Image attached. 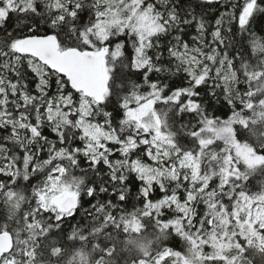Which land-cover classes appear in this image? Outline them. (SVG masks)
<instances>
[{
  "label": "snow or ice",
  "instance_id": "obj_1",
  "mask_svg": "<svg viewBox=\"0 0 264 264\" xmlns=\"http://www.w3.org/2000/svg\"><path fill=\"white\" fill-rule=\"evenodd\" d=\"M112 8L96 0H68L66 4L65 0H48L42 11L37 0H0V195L10 205L23 200L30 205L17 217L14 228L6 223L0 228V238L8 241L7 246H0V264H16L14 234L19 237L25 228H35L39 224L37 216L48 219L47 226L40 224L38 230L45 236L52 229L61 234L72 229L75 233L80 224L74 226L73 222L82 212L93 219L103 214L105 223L111 220L119 227L116 210L136 211L135 200L145 215L152 216L154 213L147 211V206L167 200L170 203L161 209L157 222L166 227L171 219L187 222L200 240H204L205 230L211 231L213 224L218 223L209 214V205L216 211L223 209L231 221L233 208L239 203L236 192L219 202L203 199L207 193L215 196L222 187L215 180L205 186L184 172L183 179L178 180L184 186L182 193L170 192L162 181L153 179L151 184L146 183L144 174H150L153 166L135 159L137 151L167 168L174 167L184 154L177 146L176 162H171L164 149L160 154L170 163L156 159V146L149 139L153 131L147 124L154 125L159 119H149L157 102L172 105L181 117L187 115L195 121L190 133L195 145L192 155L201 151L213 154L211 145L216 138L208 128L221 133L225 142L235 138L237 143L250 131L262 145L257 152L252 144H246L259 161L253 167H264V129L257 130L259 122L255 118L258 107L264 116V0H123L119 22L105 28L103 39L93 40L97 26L106 23L105 11ZM142 14L150 17L153 31L140 29L137 17ZM72 37L79 43L66 44ZM37 41H55L61 51H95L104 57L106 94L102 98L85 94L76 86L71 74L74 69L58 70L40 56L21 51V45ZM17 61L28 66L23 74L20 68L24 63ZM122 78L127 79V86ZM233 84L238 103L232 98ZM114 85L122 93L114 91ZM212 98H216L218 107L214 108ZM100 112L102 115H97ZM133 113L147 115L131 119ZM249 113L253 114L251 118ZM98 125L107 130L98 129ZM125 125L131 130L128 137L119 135ZM204 140L209 143L202 148ZM45 163L48 169L42 175L39 166ZM232 164L239 167L238 159ZM69 168L83 174L86 197L78 195L75 207L63 211L54 205L46 206L41 197L45 193L56 195L48 192L51 182L67 178ZM229 170L235 172L234 167ZM78 180L81 177L74 176L63 187L71 191L79 186ZM21 181L23 194L9 189V185H20ZM227 191L224 188L221 196ZM238 192L244 196L242 190ZM173 201L177 209L184 205L202 211L199 223L188 221L181 210L170 217ZM87 231H80L79 235L90 243ZM254 231L256 236L231 233L235 238L233 255L217 258L201 251V259L204 264H248L243 258L250 250L264 255V221L258 222ZM224 239L228 241L229 236ZM194 240L192 237L190 243ZM202 247L211 245H195L197 251ZM51 251L58 254L61 249L53 247ZM113 252L114 249H104V255ZM22 256L20 264H35L34 251L23 250ZM181 256L176 248L165 247L135 264H169L172 257L176 264H184L186 258L181 260Z\"/></svg>",
  "mask_w": 264,
  "mask_h": 264
},
{
  "label": "trees",
  "instance_id": "obj_2",
  "mask_svg": "<svg viewBox=\"0 0 264 264\" xmlns=\"http://www.w3.org/2000/svg\"><path fill=\"white\" fill-rule=\"evenodd\" d=\"M38 3L42 6L46 4L45 0H37ZM75 3V1H72ZM81 3H91L92 0H79ZM94 11V9H93ZM43 18V17H42ZM106 16V22L108 21ZM99 26V25H98ZM97 26V28H98ZM97 35L93 37L95 40ZM87 39V37H85ZM101 39V38H100ZM79 43L75 40V37L68 39L65 43ZM95 52V51H93ZM264 59V57H261ZM256 60V57H253V61ZM17 64L24 63V66L20 68L21 74L27 70L26 62L17 61ZM175 70L174 68L172 69ZM106 72V68H105ZM107 75V72H106ZM124 80L125 86H127V79ZM114 91L122 93V90L116 88L115 85ZM106 94V88L105 93ZM115 99V97H113ZM222 98V97H221ZM216 98H212L214 108L218 107L216 104ZM208 101L205 102V106ZM155 111L160 115L162 120V126L164 133L169 137L171 145L179 147L183 150L185 155H188L193 162H196L198 167V174L195 178L197 181L207 182V184L215 180L217 184H222L221 188L217 189L215 196L211 193L204 195L203 199L205 202H209L215 199L219 202L222 198L227 199L234 192L237 193V200L239 203L235 204L234 209H237L240 205V199L242 198L239 195L238 190H242L244 193L243 197H247L251 200L252 203L263 200L264 198V167L258 166L254 170L246 169L241 163L239 167H236L234 164L235 172L233 175L226 177L223 171L226 169V149L225 145L220 142H216L211 145V152H197L196 155H192L191 152L195 150V145L191 141V129L195 121L193 118L185 115L181 117L180 113L174 109V106L165 104L163 102H157L154 107ZM227 111V109H225ZM262 108L258 107L255 110V118L259 122L257 125V130L264 129V116L261 115ZM97 115H102V112L97 113ZM219 115V113H217ZM252 113H249V117H252ZM19 127V125H17ZM242 132L243 129H240ZM129 126H123V130L119 132L120 136L128 137L130 135ZM75 134V133H73ZM239 144L245 145L252 144L257 152L260 151L262 145L257 143L256 137L251 135V132H245L244 137L241 139ZM218 145V147H217ZM208 146V145H207ZM203 148L204 146L201 145ZM135 159H139L142 162H146L145 157L142 153L136 152ZM41 174H45L48 169V164H42L39 166ZM81 177V180H78V187H74L72 191L78 195H87L86 181L83 180V174L79 169H68L67 178H63V181L58 180L57 185L68 183L73 177ZM190 179L192 176L189 177ZM7 179L6 177L4 178ZM10 190H14L18 195L25 192L23 187V181L20 185H9ZM183 184L176 183L170 185V192L177 191L179 193L183 192ZM227 188L228 191L221 196L223 189ZM30 192V190H28ZM127 191V189H125ZM200 195L199 192L196 193ZM76 197V198H77ZM235 203V202H232ZM136 211L128 209L127 211L121 213L120 210H116L117 224L119 227L113 224L111 220H108L106 223L103 220V214H99L96 219L84 214L83 212L77 217V221L73 222L74 226L80 224V227L74 233L72 229H69L66 233H57L55 229H52L51 233L45 236L42 233H39L40 224L47 226L48 219L44 216H37L39 224L33 229L25 228L22 234L19 237H15V242L17 245V257L22 259L23 250H27L30 253L35 252V264H135V262L148 255H155L158 250H162L165 247H174L176 251L182 253L181 260L184 258L188 259L191 264H204V261L201 259L200 252L206 250L207 252L213 248L212 237L217 239V234H220L224 245V251L221 253L223 256L233 255V249L235 248V238L232 236V232H237L234 223L231 219L229 220L228 214L221 211H216L211 205L208 207L209 214L213 217L218 223L213 224L212 230H205L202 235L204 240H200L199 237H196V233L193 229L186 228L189 230L187 234L191 233V237L188 235L182 236L179 232L173 230L172 223L175 219L169 221V226L166 227L163 224L157 222V215L161 212L162 208H165V201H161L158 204L148 205L147 211L153 212L152 216L144 214V208H142L137 201H133ZM29 203L27 200L19 201L17 204L10 205L9 201L5 198L4 195H0V228L6 223L9 228L15 227V220L20 216L25 210L29 208ZM231 206V204H229ZM202 207V206H201ZM204 213L196 209L194 220L197 224L199 223L200 216ZM170 217H175L176 215L169 211ZM226 222V231L229 236V240L225 241L223 234L220 229L222 228V222ZM82 222V223H81ZM231 226V231H230ZM98 228L99 231H93ZM87 229L88 241L82 240L80 238V231ZM224 230V229H222ZM240 232V231H239ZM37 237L39 240L37 241ZM74 237V238H73ZM192 237H195V240L190 243ZM219 238V239H220ZM175 240V243L172 241ZM208 243L211 245L210 248L202 247L200 251H197L193 247V243L201 244ZM53 247H59L61 251L58 254H53L51 249ZM114 249L112 255H104V249ZM203 252V251H202ZM204 253V252H203ZM208 255V253H205ZM221 255H213L219 258ZM103 256V259L101 257ZM244 261H247L248 264H264V255H261L258 251H249V255L245 256ZM16 264H19L16 262ZM169 264H176V258H170ZM238 264H241L238 261Z\"/></svg>",
  "mask_w": 264,
  "mask_h": 264
},
{
  "label": "rangeland",
  "instance_id": "obj_3",
  "mask_svg": "<svg viewBox=\"0 0 264 264\" xmlns=\"http://www.w3.org/2000/svg\"><path fill=\"white\" fill-rule=\"evenodd\" d=\"M77 2V0H72ZM46 3H48V0H45ZM68 2V0H65V4ZM97 3H102L105 5H108L109 8H112L113 5H115V8H112L111 11H105L104 15L108 17V21L105 24H101L98 26V30L96 32L97 37L103 39L105 35V28L110 27L114 24H117L120 20V18L123 15V9L120 8L121 3L123 0H96ZM137 20L139 21L140 29L143 32H151L154 30V25L151 22L150 17L147 14H142L137 17ZM97 54L96 52H93ZM104 58V57H103ZM232 98L235 102H239V96L237 92L236 85H232ZM84 109L86 111L87 105L84 106ZM146 116V113H133L130 117L131 119H139L140 116ZM156 117H159L158 120H155ZM150 120H155V124L148 123L147 127L151 128L153 131V135L149 137V139L155 144V152H156V159L161 160L163 159L164 164H169L170 161L166 158H164L160 154V150L164 149V151H167L171 157V162L177 161V155L175 153V148L171 145L169 137L164 133L163 126H162V120L160 115L153 109V116L149 118ZM98 129H103L102 125L97 126ZM90 134H92L93 130L91 128L87 129ZM208 132H213L214 136L216 138V142H220L221 144L225 145L226 149V169L223 171L224 175L226 177H229L233 175V171H230V166L234 167L232 164V160H237L239 163H241L246 169L248 170H254L256 167H253V165H258L259 161L256 159V157L253 155L252 152L249 151V149L242 144H239L236 142L235 138H233L230 142H225L223 139H221V133L214 132L213 129L208 128ZM158 142V143H157ZM208 141L204 140L202 143V146L206 147L208 145ZM228 149H231V153L228 152ZM139 152V151H137ZM141 153V152H140ZM143 157L144 154L142 153ZM231 157V159L229 158ZM146 163L148 165L153 166L151 173H145L144 178L146 180V183L151 184L153 182V179L156 182L162 181L163 184L168 187L170 191V185H174L178 182V180L183 179L182 173L189 172L191 173L192 177H197L198 174V165L196 162H193L191 158L188 155L183 154L180 157V160L175 164L174 167L167 168L164 167L163 164L157 165L155 161L153 160H147ZM57 181H52L51 186L48 189L49 193L55 192L56 195L48 196L47 193H45V196L41 197V200L44 202L46 206H55L58 210H60V204L64 200V198L68 196H74L77 197V193L74 191H69L68 188L63 187H57ZM204 185H207V182L204 183ZM47 197V199H45ZM169 201L165 200V207L169 205ZM173 206L169 210L171 213L175 214L178 210H181L184 212V214L187 216L188 221H193L196 213V209H190L184 205H180V208L177 209L175 206V202H172ZM255 205V207L253 206ZM148 208V206H147ZM232 221L234 223L233 226H235L236 230H239L240 232H244L247 235L250 236H256L257 233L254 231V226L257 225L258 222L264 221V198L261 201H258L256 203H252L251 200L247 197H242L240 199V205L237 209H234L232 212ZM173 230L175 232L183 233L184 236L188 235L189 230H185L186 228L192 229L189 227V224L187 222H183L182 220L175 219V221L172 223ZM3 227V226H2ZM226 222H222V228L220 229L221 233L223 234V238L225 235H228L226 231ZM224 229V230H222ZM213 242V248L210 251L202 250L205 253H208V255H221V253L224 251V245L222 242V239H216L215 237H212ZM195 243H193V247H195ZM23 260L18 258L16 262L20 264V262ZM184 264H191L188 259L184 260Z\"/></svg>",
  "mask_w": 264,
  "mask_h": 264
},
{
  "label": "water",
  "instance_id": "obj_4",
  "mask_svg": "<svg viewBox=\"0 0 264 264\" xmlns=\"http://www.w3.org/2000/svg\"><path fill=\"white\" fill-rule=\"evenodd\" d=\"M21 51L40 56L58 70L67 71L70 67L74 69L71 73L74 76L76 86L93 98H102L105 93L107 75L105 63L102 56L95 53H79L74 49L61 51L55 41L28 42L20 46ZM77 198L68 196L60 204V210L75 207ZM8 241L0 238V246H7Z\"/></svg>",
  "mask_w": 264,
  "mask_h": 264
}]
</instances>
